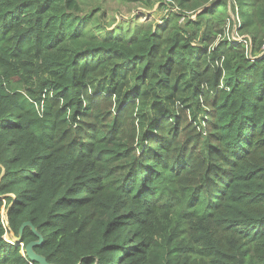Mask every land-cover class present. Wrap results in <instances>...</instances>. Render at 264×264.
I'll use <instances>...</instances> for the list:
<instances>
[{
  "label": "trees",
  "instance_id": "1",
  "mask_svg": "<svg viewBox=\"0 0 264 264\" xmlns=\"http://www.w3.org/2000/svg\"><path fill=\"white\" fill-rule=\"evenodd\" d=\"M115 1L162 22L0 0V264H264V0Z\"/></svg>",
  "mask_w": 264,
  "mask_h": 264
},
{
  "label": "rangeland",
  "instance_id": "2",
  "mask_svg": "<svg viewBox=\"0 0 264 264\" xmlns=\"http://www.w3.org/2000/svg\"><path fill=\"white\" fill-rule=\"evenodd\" d=\"M78 4L81 9V16L89 13H94V23L96 28H101L104 32L111 31L117 27H121V33L130 34L133 27L138 24H160L165 11L160 7L159 3H155L152 8H145L139 3H127L122 4L115 0H78ZM227 18L225 24L217 31L218 40L223 37L240 36L245 37L246 34H242L238 31V21L236 16L232 13L230 4L228 5ZM120 30V29H119ZM103 32V33H104ZM121 90H127L134 84L132 79H126L119 77ZM174 93L177 94L180 100L188 102V96L190 90L183 79V70L177 68L175 75L172 78ZM100 81L94 82V87L100 86ZM196 120L199 118V114L193 113ZM1 216L5 215V210L1 209ZM5 240L17 241L11 233L4 235ZM24 249H22V252Z\"/></svg>",
  "mask_w": 264,
  "mask_h": 264
},
{
  "label": "built area",
  "instance_id": "3",
  "mask_svg": "<svg viewBox=\"0 0 264 264\" xmlns=\"http://www.w3.org/2000/svg\"><path fill=\"white\" fill-rule=\"evenodd\" d=\"M228 2H230V0H228ZM237 19V17H236ZM238 21V19H237ZM239 24V22H238ZM232 41H235V42H239V43H242L244 44V47H245V50H246V53L248 54L249 58H251V40L250 38L248 37V35H245V37H240V36H231V37H226ZM260 54H264V41L260 47ZM1 223L3 224V227L5 229V234L8 233V226H7V221H6V215H3L1 216ZM7 242L13 244L14 242L12 241H9V240H6ZM18 245L22 248L23 247V244L21 242H18ZM23 253V252H22Z\"/></svg>",
  "mask_w": 264,
  "mask_h": 264
},
{
  "label": "water",
  "instance_id": "4",
  "mask_svg": "<svg viewBox=\"0 0 264 264\" xmlns=\"http://www.w3.org/2000/svg\"><path fill=\"white\" fill-rule=\"evenodd\" d=\"M17 241H21L20 238L17 239ZM39 242H29L23 251L24 256L31 262V263H36V264H50L48 263L45 258L37 255L34 251L33 248L39 245Z\"/></svg>",
  "mask_w": 264,
  "mask_h": 264
}]
</instances>
